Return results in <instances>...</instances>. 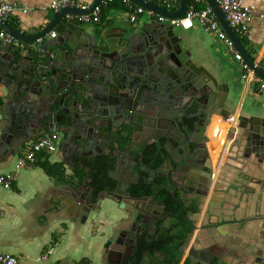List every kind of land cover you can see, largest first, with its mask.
Segmentation results:
<instances>
[{"label":"water","instance_id":"water-1","mask_svg":"<svg viewBox=\"0 0 264 264\" xmlns=\"http://www.w3.org/2000/svg\"><path fill=\"white\" fill-rule=\"evenodd\" d=\"M129 1L168 20L182 19L190 4V0H181L180 8L173 12L149 1ZM205 1L243 61L264 81V69L256 65L217 1ZM102 2L95 0L86 9L69 7L54 12L50 20L36 26L29 35L0 21V30L20 43V46L10 44L0 50V85L6 89L0 112L8 111L11 115L3 131L18 143L16 151L27 139L46 131L63 135L61 151L66 160L70 156L95 160L102 154L100 148L117 145L119 155L112 154L115 165L109 173L111 185L97 198L90 179L84 181L82 187L69 179L60 185V192L66 197L63 211L71 223L79 221L85 225L90 220L94 225L92 216L108 217L100 237L105 264H134L139 242L150 243V232L159 225L160 216L154 210L158 206L164 210V206L158 203L157 185L152 188V196L135 192L140 187L132 181L138 154L132 153L131 146L121 149L122 143L112 129L121 128L118 125L121 121L123 125L134 127L135 122H141L149 131H161L168 136L172 130L186 136L176 153L166 155L163 168L170 167L172 175L180 174L179 182L174 183V199L187 217L192 216L195 211L203 210L215 174L208 165L207 138L200 136V140L193 136L199 129H205L214 115L224 123L231 121L227 102L234 100V94L228 84H221L217 77L196 64L192 47L172 25L154 21L90 31L87 24L77 20L92 15ZM53 32L58 36L56 40L38 43ZM184 118L191 123L185 125ZM229 139L231 149H237L234 160L242 159L245 166L256 162L261 167L264 164V111L254 112L249 118L241 117ZM6 143V137L1 136L0 147ZM65 163L69 167L68 161ZM191 169L198 172L191 173ZM116 173L122 176L111 178ZM242 175L251 178L248 172ZM125 176L131 180L123 181ZM219 184L215 193L223 192ZM231 190L242 189L229 186L225 195ZM179 191L183 192L182 200L176 195ZM187 199L189 202H182ZM106 200L111 204L104 208ZM227 201L222 206L228 204ZM114 205L121 213L114 212ZM213 210L211 203L207 214ZM189 221L195 229V223ZM256 221L264 245V214ZM216 225L210 222L204 229L211 230ZM183 246L178 261L183 259ZM131 249L134 253L127 259L126 252ZM160 253L156 252L154 257ZM261 262L264 263V258ZM139 264L161 263L152 262L151 251L147 250L142 253ZM165 264L175 263L170 257ZM190 264L223 263L221 259L205 262L199 259Z\"/></svg>","mask_w":264,"mask_h":264},{"label":"crops","instance_id":"crops-1","mask_svg":"<svg viewBox=\"0 0 264 264\" xmlns=\"http://www.w3.org/2000/svg\"><path fill=\"white\" fill-rule=\"evenodd\" d=\"M6 1L21 8L7 23L23 35L34 32L36 26H42L54 14V11L50 10L53 0ZM94 1L84 0L82 8H89ZM174 1L177 6L173 12L177 11L181 4V0ZM150 2L159 6L156 0ZM193 2L194 0H190L189 5ZM105 3H108V0H103L100 5L103 10L100 23L87 24L90 31H105L112 27L145 25L158 21L157 17L144 15L133 24L130 22L131 12L122 0H113L107 5ZM245 5L253 7L254 21L250 27L252 38H241V41L256 65L264 69V0H247ZM206 6H209L208 3L202 0L196 8L202 9ZM25 9L29 11L26 15L22 12ZM165 24L170 25L169 22ZM175 31L192 47L196 64L217 77L221 84H228L234 94V100L229 99L227 102L231 112L230 119L233 120L224 123L219 116L214 115L208 126L202 129L203 131L199 129L197 135L193 136L200 140V136L207 138L210 156L208 165L214 169L215 174L203 210L195 211L190 217L196 227L182 240L184 256L177 263L190 264L199 259L203 262L208 259H221L223 264H264L261 262L264 258L263 239L259 235L256 221L260 214H264V164L259 167L254 162L245 166L242 159L234 160L237 149H231L229 139L230 132L237 128L241 117L249 118L254 112L264 111V96L260 95L250 82L243 81L241 63L235 60L234 55L214 34L205 33L198 25L191 31L179 28H175ZM53 33L38 43L46 44L56 40L58 36L53 39ZM5 48L6 45L0 44V50ZM5 95L6 89L0 85L2 101ZM10 118L8 111L0 112V137L4 136L7 140L4 147H0V175L16 173L17 176L12 190H0V252L16 257L20 264H105L102 261L104 249L100 237L108 217L99 214L92 216L94 225L90 220L85 225L79 221L71 223L63 211L66 197L60 192V185L67 183L69 179L78 187H82L84 181L92 180L89 165L92 161L82 156H70L66 160L61 151V144L56 153L39 154L34 166L18 170L17 161L25 148L51 133L46 131L27 139L16 151L18 143L10 140L8 134L3 131ZM153 138H162L167 142V136L161 131L139 129L134 135V150ZM183 138L179 132L171 134L169 150L175 151ZM73 160L75 164L70 162ZM45 165L51 173L45 170ZM190 172L198 171L191 169ZM247 172L251 178H244L242 175ZM79 173L84 176L83 183L79 181ZM118 177L121 176L116 173L111 178ZM218 184L223 192L215 193ZM246 184L248 187L244 186ZM232 185L242 189V193L231 190L229 195H225L224 191ZM91 188L93 189L92 186ZM180 193L182 194V191ZM259 194L263 196L259 197ZM226 200L228 204L222 206ZM211 203L214 210L207 214L208 205ZM110 204L106 200L103 207H109ZM113 210L116 214L121 213L115 205ZM159 216V225L150 232L151 238L177 235L173 222L162 214ZM210 222L216 223V227L211 230L204 229ZM133 253V249L128 250L126 258L129 259ZM154 256L155 253H151L152 262L157 260L161 264H165L166 259L170 258L162 252L157 258Z\"/></svg>","mask_w":264,"mask_h":264},{"label":"built area","instance_id":"built-area-1","mask_svg":"<svg viewBox=\"0 0 264 264\" xmlns=\"http://www.w3.org/2000/svg\"><path fill=\"white\" fill-rule=\"evenodd\" d=\"M152 1V0H145ZM159 6L167 11H173L177 3L174 0H156ZM202 0H194L189 5L186 15L180 20H168L163 17H157L154 12L146 11L142 7L133 5L129 0H122L123 4L131 12L130 22L135 24L140 16L157 17L161 23L169 22L174 28H179L184 31H191L196 25L200 26L205 33L214 34L218 41L222 42L228 51L234 55L237 62L241 63L243 69V81L250 82L258 90V93L264 96V81L260 79L243 61L242 55L237 51L234 42L228 37L226 32L221 27L214 11L209 6L202 9H197L196 6ZM222 13L225 15L232 29L240 38L251 39V24L254 21L253 7H246L247 0H216ZM113 0H108V3ZM108 3H105L107 5ZM69 7H83L84 0H53L50 4V10L57 12L61 9ZM21 8L17 5L8 3L6 0H0V21L8 22L9 19ZM102 9L97 10L88 16L77 18L81 23L98 24L100 23ZM23 14H28V10H22ZM56 37V33L52 34V38ZM41 42V40H40ZM0 44L19 46V42L13 40L4 31L0 30ZM233 119H231L232 121ZM61 144V135L59 133L47 134L38 140L36 143L27 146L23 155L17 161V169L22 170L34 166L37 162V156L42 153L54 154L59 150ZM17 180L16 173L0 175V190L10 191L13 189ZM0 264H20L19 260L11 255L0 252Z\"/></svg>","mask_w":264,"mask_h":264},{"label":"flooded vegetation","instance_id":"flooded-vegetation-1","mask_svg":"<svg viewBox=\"0 0 264 264\" xmlns=\"http://www.w3.org/2000/svg\"><path fill=\"white\" fill-rule=\"evenodd\" d=\"M190 113H192V111H190ZM184 121L186 122L185 125H187V123H191V121L187 118H184ZM175 123L178 124L177 122ZM118 125H120L121 128H113L112 130L113 131L115 130V135L118 137V140L122 143L121 149H124L126 146L128 147L131 146L133 148L132 153L138 154V160H137L138 165L135 169V177L132 179V181L135 182L136 186L151 185L153 188L154 185H157V189H156L157 195L161 191H165L174 198L173 191L175 190V186H176L174 185V183L176 184L179 182L180 174L172 175L171 168L170 167L163 168V164L166 159V155L170 153H176L177 149L180 147L183 140L186 139V136L180 142V145L176 148L175 151H170L168 148V143L171 140L169 139V136H171V134L175 135V133H173L172 130L169 132V135L167 136V142L165 141L161 142V140H163L162 138L161 139L153 138V139H150V141H148L146 144L140 145V147H138L137 150H134V135L137 131H139V129L141 128L146 129L145 123L142 124L141 122L139 123L135 122V127H134L131 125H123V121H121V122H118ZM178 126H180V124H178ZM200 130L203 131L202 129ZM60 135H61V144H62L63 135L62 134ZM160 143H162V145H159ZM151 144H157L159 145V147H158V152H157L156 157L152 159L151 161H148L146 158V153L148 152L147 147ZM116 147H117L116 144H111L109 147H104L102 149L100 148V151L102 154L97 156L95 160H92L91 158L89 159L92 162H97L99 158L108 157V158H111L115 163V159L112 157V154L119 155V152L116 150ZM166 176L168 178H166ZM122 179L123 181L126 182V181H129L130 178H128V176H125L124 178L122 177ZM164 186L165 188H163ZM176 195L180 200H182L183 192L181 194L179 191ZM182 202L187 203L189 202V200L187 199L186 201L184 200ZM158 203L164 206V210H162L160 206H158L154 210L155 214L157 215L162 214L163 216H166L168 219H170V221L173 222V225L176 227L177 223L175 222V218H174L176 215L172 213L171 211H168L167 207L164 205L162 201L159 200V198H158ZM190 217L191 216H188L187 219L191 220Z\"/></svg>","mask_w":264,"mask_h":264},{"label":"trees","instance_id":"trees-1","mask_svg":"<svg viewBox=\"0 0 264 264\" xmlns=\"http://www.w3.org/2000/svg\"><path fill=\"white\" fill-rule=\"evenodd\" d=\"M1 104H2V97L0 96V105ZM161 142H164V140H161ZM159 145H162V143H160ZM159 145L151 144L147 147L148 152L146 153V158L148 161H151L156 157ZM89 165L91 167V173H90V177L92 179L91 186L93 187L94 190V196L97 197L98 194L103 192L111 185V180L109 179V173L114 168L115 163L111 158L103 157V158H99L97 162L89 163ZM44 167L46 171L51 173V170L48 169L47 165H45ZM78 176L80 183H83L84 176L82 174ZM135 192H137L139 195L142 194L145 196L154 195L151 185H142L136 188ZM158 198L160 201L164 203L168 211H171L176 215V216L174 215L175 216L174 218H175V222L177 223L176 228L179 229L177 231L178 233L174 237L162 235L157 239L155 238L152 239L150 243L145 241H140L139 248L133 257L134 264H139L142 257V253L147 250H150L151 253H156V252L165 253L169 257H172L173 262L177 263L179 250L183 246L182 240L185 239L186 236L193 231L190 221L186 219L187 213L181 210L180 206L176 203V201L172 196H170L165 191H161L158 194ZM177 243H180V245Z\"/></svg>","mask_w":264,"mask_h":264}]
</instances>
